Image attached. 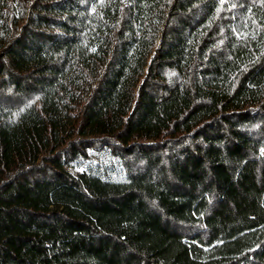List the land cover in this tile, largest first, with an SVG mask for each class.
I'll list each match as a JSON object with an SVG mask.
<instances>
[{"label": "trees", "instance_id": "16d2710c", "mask_svg": "<svg viewBox=\"0 0 264 264\" xmlns=\"http://www.w3.org/2000/svg\"><path fill=\"white\" fill-rule=\"evenodd\" d=\"M0 264H264V0H0Z\"/></svg>", "mask_w": 264, "mask_h": 264}]
</instances>
